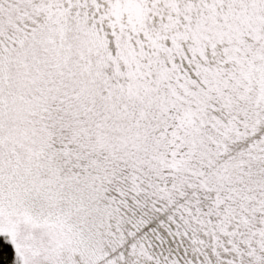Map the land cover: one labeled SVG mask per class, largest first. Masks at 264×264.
Returning a JSON list of instances; mask_svg holds the SVG:
<instances>
[{"label":"snow or ice","instance_id":"6c2138e0","mask_svg":"<svg viewBox=\"0 0 264 264\" xmlns=\"http://www.w3.org/2000/svg\"><path fill=\"white\" fill-rule=\"evenodd\" d=\"M0 264H264V0H0Z\"/></svg>","mask_w":264,"mask_h":264}]
</instances>
